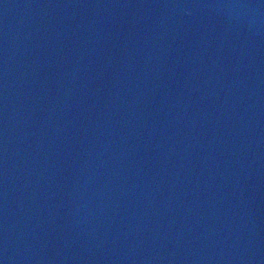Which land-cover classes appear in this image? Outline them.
Instances as JSON below:
<instances>
[{"label": "water", "instance_id": "obj_1", "mask_svg": "<svg viewBox=\"0 0 264 264\" xmlns=\"http://www.w3.org/2000/svg\"><path fill=\"white\" fill-rule=\"evenodd\" d=\"M0 264H264V0H0Z\"/></svg>", "mask_w": 264, "mask_h": 264}]
</instances>
